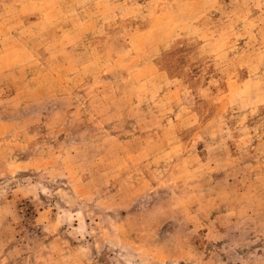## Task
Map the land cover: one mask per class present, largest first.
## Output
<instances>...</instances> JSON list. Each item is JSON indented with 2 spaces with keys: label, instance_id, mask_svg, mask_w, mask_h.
<instances>
[{
  "label": "rangeland",
  "instance_id": "rangeland-1",
  "mask_svg": "<svg viewBox=\"0 0 264 264\" xmlns=\"http://www.w3.org/2000/svg\"><path fill=\"white\" fill-rule=\"evenodd\" d=\"M0 264H264V0H0Z\"/></svg>",
  "mask_w": 264,
  "mask_h": 264
}]
</instances>
